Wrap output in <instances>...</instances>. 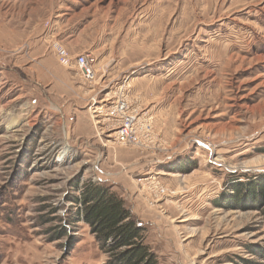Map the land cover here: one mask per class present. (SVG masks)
Listing matches in <instances>:
<instances>
[{"label":"rangeland","instance_id":"rangeland-1","mask_svg":"<svg viewBox=\"0 0 264 264\" xmlns=\"http://www.w3.org/2000/svg\"><path fill=\"white\" fill-rule=\"evenodd\" d=\"M88 180L158 264H264V0H0V264H105Z\"/></svg>","mask_w":264,"mask_h":264},{"label":"trees","instance_id":"trees-1","mask_svg":"<svg viewBox=\"0 0 264 264\" xmlns=\"http://www.w3.org/2000/svg\"><path fill=\"white\" fill-rule=\"evenodd\" d=\"M260 185L263 189V180ZM78 193L71 196L78 207L74 215L69 213L67 224L81 220L88 225L99 249L108 255L105 264H158L155 254L143 241L144 226L133 217L122 196L109 186L91 180L83 183ZM248 202L258 208L264 205V191L258 194L251 191Z\"/></svg>","mask_w":264,"mask_h":264},{"label":"built area","instance_id":"built-area-1","mask_svg":"<svg viewBox=\"0 0 264 264\" xmlns=\"http://www.w3.org/2000/svg\"><path fill=\"white\" fill-rule=\"evenodd\" d=\"M57 53L59 56L60 63L66 67H76L79 69L81 76L85 80H90L93 77V64L92 58L88 54H78L71 58L67 52L61 48H57ZM112 115V114H111ZM129 121L125 119L121 123V127L115 132V139L122 141L128 140L131 137V134L128 130Z\"/></svg>","mask_w":264,"mask_h":264},{"label":"bare ground","instance_id":"bare-ground-1","mask_svg":"<svg viewBox=\"0 0 264 264\" xmlns=\"http://www.w3.org/2000/svg\"><path fill=\"white\" fill-rule=\"evenodd\" d=\"M97 109H98V108H97ZM99 110H100V108H99ZM96 111H98V110H96ZM159 172H160V173H159ZM159 172H158V174H163V173H161V172H163V171H159Z\"/></svg>","mask_w":264,"mask_h":264},{"label":"crops","instance_id":"crops-1","mask_svg":"<svg viewBox=\"0 0 264 264\" xmlns=\"http://www.w3.org/2000/svg\"><path fill=\"white\" fill-rule=\"evenodd\" d=\"M94 109H95V107H94Z\"/></svg>","mask_w":264,"mask_h":264}]
</instances>
